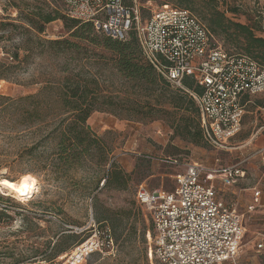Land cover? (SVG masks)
Here are the masks:
<instances>
[{"label": "rangeland", "instance_id": "1", "mask_svg": "<svg viewBox=\"0 0 264 264\" xmlns=\"http://www.w3.org/2000/svg\"><path fill=\"white\" fill-rule=\"evenodd\" d=\"M206 1L195 0L189 8L208 26ZM216 1L234 21L251 25L260 22L264 28V0ZM138 2L145 6V16L163 4L179 5L178 0ZM234 7H239L240 11H229ZM27 8L56 10L67 16L61 0H0V21L17 22L19 11ZM71 33L65 22L57 19L47 24L40 37L76 40ZM24 36L22 30L0 29V58L10 55L23 42ZM214 38L225 50L242 52L224 36L214 35ZM31 46L33 48V44ZM41 50L36 43L34 53L17 74L11 80H0V181L16 183L22 175L30 174L36 179L37 187L32 196L20 200L0 183V210L10 214V217L0 215V264H41L64 256L88 239L95 229L110 230L114 246L91 253L80 264H160L151 255L152 221L146 208L138 202L137 191L143 184L173 191L175 176L183 171V163L187 162H199L209 168L242 164L245 177L237 184L223 186L216 180L215 185L220 189L219 195L244 215L241 260L248 264H264V251L256 248L260 234L264 233V207L254 211H248L247 207L253 192L264 193L263 107L256 106L253 101L247 103L241 130L229 142L230 150L216 149L204 140L192 144L174 136V127L168 117L141 122L96 111L87 124L109 148L110 164L114 162L129 175L126 189L106 186L104 180L96 187L93 175L97 167L93 162L72 169L54 165L55 149L49 139L54 124L46 121L15 123L10 114L17 113L13 108L4 109L6 103L1 96L16 99L37 93L47 80L57 78L64 68L73 70L78 65L88 64L86 57L80 62L73 53L56 56L40 53ZM25 53L26 50H20L21 56ZM90 62L93 63L90 68L97 70V64ZM113 73L115 68L111 64L103 71L108 84L118 90L128 89L130 83ZM175 159L179 163H173ZM110 164L106 166V173ZM113 212L124 218L119 229L123 232L120 238L112 232L110 217Z\"/></svg>", "mask_w": 264, "mask_h": 264}, {"label": "built area", "instance_id": "2", "mask_svg": "<svg viewBox=\"0 0 264 264\" xmlns=\"http://www.w3.org/2000/svg\"><path fill=\"white\" fill-rule=\"evenodd\" d=\"M61 1L69 18L90 22L113 39L126 41L134 33L157 73L195 100L204 141L216 149H231L229 142L240 132L246 113L243 96L264 92V64L216 44L206 24L187 8L163 4L145 16L138 0ZM183 166L173 191L144 184L138 188V202L153 226L151 255L160 264H248L241 260L244 215L219 195L215 185L216 180L223 186L237 184L245 177L242 164ZM260 198L256 190L248 211L257 208ZM113 246L110 230L95 229L69 253L41 264H80L91 253ZM256 248L264 251V233Z\"/></svg>", "mask_w": 264, "mask_h": 264}, {"label": "trees", "instance_id": "3", "mask_svg": "<svg viewBox=\"0 0 264 264\" xmlns=\"http://www.w3.org/2000/svg\"><path fill=\"white\" fill-rule=\"evenodd\" d=\"M194 1L178 0L177 6L190 9ZM27 9L19 11L17 22L0 21L1 30H22L25 35L23 42L10 55L0 58V80H11L17 74L19 68L34 53L36 43L42 47L40 53L56 56L73 53L80 62L84 60L83 57L88 62L73 70L64 68L57 78L47 80L37 93L16 99L1 96L6 103L4 109L13 108L14 113H17L10 114V117L14 116L15 123L46 121L54 124L49 132V139L55 149L54 165L72 169L84 166L86 162H93L97 167L93 175L96 187L104 180L106 186L127 188L129 175L118 169L114 162L110 164L109 148L87 124L96 111L141 122L168 117L174 127V136L192 144H200L204 140L200 112L195 100L187 92L173 88L157 73L145 59L134 33H131L128 40L120 41L103 33L99 34L90 22L68 18L56 10ZM205 9L206 15L208 13L206 26L213 35L224 36L226 40L234 42L237 50L242 51L239 53L247 54L264 64V28L260 22L251 25L234 21L227 16L226 11L219 8L216 0H207ZM229 11L238 13L240 9L234 7ZM57 19L65 22L76 40H49L40 37L47 24ZM21 49L26 50L23 56L20 54ZM90 61L97 64V70L90 68L93 64ZM109 64L115 68L114 75L130 83L128 89L118 90L108 84L103 71ZM250 101L264 108V92L245 94L243 103L247 105ZM109 164L106 173V166ZM0 215L10 217L7 210H0ZM123 219L116 212L110 217L112 232L118 238L123 233L119 230ZM132 232L130 229L129 234Z\"/></svg>", "mask_w": 264, "mask_h": 264}, {"label": "bare ground", "instance_id": "4", "mask_svg": "<svg viewBox=\"0 0 264 264\" xmlns=\"http://www.w3.org/2000/svg\"><path fill=\"white\" fill-rule=\"evenodd\" d=\"M11 185H14L15 187H8L12 193L15 194L16 197H18L20 200H24L27 197H30L34 194L36 191V179L30 175V174H24L20 178V180L16 183L9 182ZM27 185L26 191H18L17 189H22L23 185Z\"/></svg>", "mask_w": 264, "mask_h": 264}, {"label": "snow or ice", "instance_id": "5", "mask_svg": "<svg viewBox=\"0 0 264 264\" xmlns=\"http://www.w3.org/2000/svg\"><path fill=\"white\" fill-rule=\"evenodd\" d=\"M0 183H3L5 186L15 187L14 185H11L8 180L0 181ZM26 189H27V185L25 184V185H23L22 189H17V190L18 191H26Z\"/></svg>", "mask_w": 264, "mask_h": 264}, {"label": "crops", "instance_id": "6", "mask_svg": "<svg viewBox=\"0 0 264 264\" xmlns=\"http://www.w3.org/2000/svg\"><path fill=\"white\" fill-rule=\"evenodd\" d=\"M262 149V151H264V146H263V148H261ZM254 193V192H253ZM253 193H252V195H251V200H252V198H253ZM251 200H250V202H251ZM258 207H264V193H262L261 192V198H260V204L257 206V208Z\"/></svg>", "mask_w": 264, "mask_h": 264}]
</instances>
